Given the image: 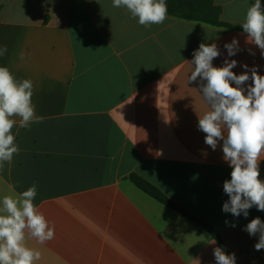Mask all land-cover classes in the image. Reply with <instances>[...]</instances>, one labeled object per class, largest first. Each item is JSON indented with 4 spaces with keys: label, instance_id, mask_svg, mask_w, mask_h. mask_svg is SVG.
Instances as JSON below:
<instances>
[{
    "label": "crops",
    "instance_id": "crops-1",
    "mask_svg": "<svg viewBox=\"0 0 264 264\" xmlns=\"http://www.w3.org/2000/svg\"><path fill=\"white\" fill-rule=\"evenodd\" d=\"M254 2L216 0L222 19L239 26ZM234 38L239 50L229 56L225 44ZM246 39L240 30L170 15L142 26L112 0H0V47L8 49L0 66L33 81L43 117L27 129L15 118L21 151L0 169V200L35 182L34 204L54 226L45 244L26 239L41 253L35 264L215 263L217 241L141 191L132 173L213 225L236 264H264V249L254 247L259 234L244 230L256 217L264 221V211H222L232 169L222 141L215 150L205 144L198 116L208 106L200 81L188 82L201 43L217 45L215 67L236 60V75L253 67L264 75V56Z\"/></svg>",
    "mask_w": 264,
    "mask_h": 264
},
{
    "label": "clouds",
    "instance_id": "clouds-1",
    "mask_svg": "<svg viewBox=\"0 0 264 264\" xmlns=\"http://www.w3.org/2000/svg\"><path fill=\"white\" fill-rule=\"evenodd\" d=\"M115 8H125L142 26L163 24L168 16L166 0H112ZM247 34L246 42L257 46L264 56V5L255 0L245 13L240 25ZM229 56L239 50L234 38L225 44ZM7 46L0 47V56L7 53ZM220 55L215 43H201L189 62L192 71L188 82L200 81L199 92L208 106L198 116V129L205 133V144L215 150L222 141L223 160L232 169L230 180H225L223 191L229 199L222 211L234 217H247L253 206L264 211V180L260 179V162L264 161V75L256 67L251 74L245 71L236 75L232 69L236 60L225 59L224 65L215 67L213 60ZM24 59V54H20ZM248 69V65H243ZM252 83L245 89L247 81ZM233 84L235 86H233ZM31 79L18 80L7 66H0V169L11 164L21 149L16 143L13 128L19 117V127L29 128L41 123L36 114L32 97ZM37 185L34 182L18 195H5L0 200V264H35L41 253L26 245V239L35 238L45 244L55 238L54 226L34 204ZM227 223V221H226ZM235 227V224L231 225ZM250 236L259 234L255 250L264 249V221L252 219L244 229ZM215 264H236L235 254H226L221 247L213 250Z\"/></svg>",
    "mask_w": 264,
    "mask_h": 264
},
{
    "label": "trees",
    "instance_id": "trees-1",
    "mask_svg": "<svg viewBox=\"0 0 264 264\" xmlns=\"http://www.w3.org/2000/svg\"><path fill=\"white\" fill-rule=\"evenodd\" d=\"M168 15L187 20L201 22L207 25L222 27L230 30H242L239 25L227 23L222 19V9L216 0H166ZM128 179L141 191L157 200L166 207L180 213L189 220L201 225L209 235L217 241L219 246L228 253L226 244L220 232L210 223L197 216L195 213L182 207L167 196L160 188L137 173H132ZM215 264V263H211Z\"/></svg>",
    "mask_w": 264,
    "mask_h": 264
}]
</instances>
